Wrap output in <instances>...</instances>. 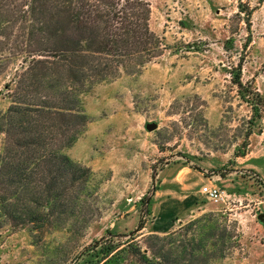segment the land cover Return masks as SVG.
Returning <instances> with one entry per match:
<instances>
[{"label":"rangeland","instance_id":"rangeland-1","mask_svg":"<svg viewBox=\"0 0 264 264\" xmlns=\"http://www.w3.org/2000/svg\"><path fill=\"white\" fill-rule=\"evenodd\" d=\"M149 4L160 56L139 73L95 85L84 97L89 122L63 151L92 172L81 219L35 234L0 217V264H101L107 258L90 248L112 236L134 237L151 259L148 235L181 233L206 214L201 226L215 233L208 249L217 258L204 263L264 264V0ZM20 64L13 59L0 75L1 111ZM238 67L241 88L233 83ZM209 186L223 201L201 193ZM174 240L171 261L182 259Z\"/></svg>","mask_w":264,"mask_h":264},{"label":"trees","instance_id":"trees-1","mask_svg":"<svg viewBox=\"0 0 264 264\" xmlns=\"http://www.w3.org/2000/svg\"><path fill=\"white\" fill-rule=\"evenodd\" d=\"M149 15V0H0V75L10 61H21L5 87L9 106L0 110V217L10 227L41 234L84 213L92 172L63 151L89 122L84 97L95 85L139 73L160 56ZM233 83L242 86L240 67ZM211 216L190 221L181 233L148 235L151 259L134 237L112 236L90 250L107 258L101 264H206L217 258L208 249L216 235L201 226ZM144 226L142 218L135 231ZM176 235L182 259L171 261Z\"/></svg>","mask_w":264,"mask_h":264},{"label":"built area","instance_id":"built-area-1","mask_svg":"<svg viewBox=\"0 0 264 264\" xmlns=\"http://www.w3.org/2000/svg\"><path fill=\"white\" fill-rule=\"evenodd\" d=\"M201 193L213 202L223 201L224 198V192L215 186L203 187Z\"/></svg>","mask_w":264,"mask_h":264},{"label":"water","instance_id":"water-1","mask_svg":"<svg viewBox=\"0 0 264 264\" xmlns=\"http://www.w3.org/2000/svg\"><path fill=\"white\" fill-rule=\"evenodd\" d=\"M156 127H157L156 124L149 123V124L146 125V130L149 131V132H151V131H154L156 129ZM262 218H263V216L260 215L259 216V219H262Z\"/></svg>","mask_w":264,"mask_h":264}]
</instances>
